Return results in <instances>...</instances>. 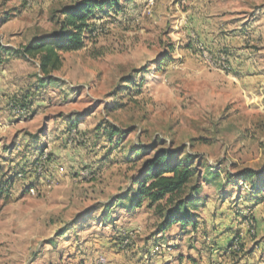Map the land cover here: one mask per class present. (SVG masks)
I'll return each mask as SVG.
<instances>
[{"label": "rangeland", "instance_id": "1", "mask_svg": "<svg viewBox=\"0 0 264 264\" xmlns=\"http://www.w3.org/2000/svg\"><path fill=\"white\" fill-rule=\"evenodd\" d=\"M100 1L41 70L23 48L77 0H0V264H264V0ZM159 151L196 172V232L120 200Z\"/></svg>", "mask_w": 264, "mask_h": 264}, {"label": "trees", "instance_id": "2", "mask_svg": "<svg viewBox=\"0 0 264 264\" xmlns=\"http://www.w3.org/2000/svg\"><path fill=\"white\" fill-rule=\"evenodd\" d=\"M102 8L103 3L100 0H77L74 5L62 8L59 11L61 18L59 32L53 33L48 40L43 39L30 43L23 48L21 54L26 57L46 52L41 62V70H45L52 53H70L81 50L84 47L83 38L88 29L87 23L93 19L95 12ZM178 157V151L155 153L151 159L142 164L132 181V185L136 187L135 190L120 199L121 201L126 200L127 209L131 210L139 208L142 201L153 206L162 218L160 229L162 232L170 229L172 225H178L182 231H185L187 227L195 231L197 225L191 209L198 206L196 197L200 184L197 183L198 178L190 162L181 161ZM26 171L25 168L20 169L16 177L25 179L29 175ZM244 174L242 184L250 182L252 192L255 193L256 187L254 188L253 185L260 181L261 173L245 170ZM207 176L210 179L218 178L213 171H209ZM194 179L196 184L191 185ZM204 181L210 180L204 178ZM251 197L256 199V196L251 195ZM258 200L257 198L254 201L258 202Z\"/></svg>", "mask_w": 264, "mask_h": 264}, {"label": "crops", "instance_id": "3", "mask_svg": "<svg viewBox=\"0 0 264 264\" xmlns=\"http://www.w3.org/2000/svg\"><path fill=\"white\" fill-rule=\"evenodd\" d=\"M192 214L193 215H195L194 216V220L197 222V225H196V228H195V231H191V232H196L197 230H198V228H201V226H199V221H202L201 219L199 220V217L196 215V214H194V212H192ZM227 219H228V217H227ZM200 224H201V222H200ZM231 224V222L228 224V225H230ZM211 226L213 227V224H211ZM225 226H219V228H216V230H217V233H216V235L218 236L219 234L221 235V233H225V234H223V237L224 238H218V240L216 241L217 243H218V245H221V247L223 248V249H225L228 245H229V243L231 242V240H232V238H233V236H228V234L230 233V231H228V230H230L231 228H232V226H228L227 228H224ZM219 237V236H218ZM260 245L261 244H259L258 246L260 247ZM258 246H256L255 245V247H254V251H261V250H263L264 249V246H261L259 249H258ZM221 248V249H222ZM254 251H252V253L254 252ZM251 260L249 259V258H247V256H243V261H242V263H244V264H246V263H249ZM188 263H190V261H188Z\"/></svg>", "mask_w": 264, "mask_h": 264}, {"label": "built area", "instance_id": "4", "mask_svg": "<svg viewBox=\"0 0 264 264\" xmlns=\"http://www.w3.org/2000/svg\"><path fill=\"white\" fill-rule=\"evenodd\" d=\"M18 113H22L21 111H17ZM40 167H38L36 170H38V171H40ZM19 177H20V175H19ZM30 191V193H33V190L31 189V190H29ZM126 245H127V240H125L124 242H122V244H121V246H120V248H124V247H126ZM96 264H105V261H104V259L103 258H99L98 260H97V262H96Z\"/></svg>", "mask_w": 264, "mask_h": 264}]
</instances>
